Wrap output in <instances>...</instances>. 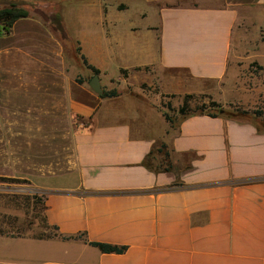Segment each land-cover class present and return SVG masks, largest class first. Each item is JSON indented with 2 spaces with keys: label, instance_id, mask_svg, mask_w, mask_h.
Segmentation results:
<instances>
[{
  "label": "crops",
  "instance_id": "0c3cea01",
  "mask_svg": "<svg viewBox=\"0 0 264 264\" xmlns=\"http://www.w3.org/2000/svg\"><path fill=\"white\" fill-rule=\"evenodd\" d=\"M11 3L30 15L10 32L0 24V177L29 179L44 194V221L30 233L0 231V264H264V133L194 115L167 143L164 112L141 93L145 83L199 93L222 79L246 10L264 30V0L0 7ZM56 3L60 24L48 10ZM70 43L99 70L101 94ZM163 144L176 171L144 164Z\"/></svg>",
  "mask_w": 264,
  "mask_h": 264
},
{
  "label": "rangeland",
  "instance_id": "374dc122",
  "mask_svg": "<svg viewBox=\"0 0 264 264\" xmlns=\"http://www.w3.org/2000/svg\"><path fill=\"white\" fill-rule=\"evenodd\" d=\"M238 31L235 33L227 74L222 79L208 82L205 91L161 94L158 87L145 83L141 86V93L156 100L159 109L175 120L179 119L178 109L183 103L189 109H194L211 101H217L226 109H248L264 117V30L259 28L253 10H246ZM69 45L71 49L68 48V55L71 58L76 55L82 65L79 47L76 43ZM167 126H171L168 121ZM169 130L171 133H167V143L176 126L169 127ZM40 193L26 178L0 182V221L5 225L0 231L12 235L38 231L35 227H40L44 221V194Z\"/></svg>",
  "mask_w": 264,
  "mask_h": 264
},
{
  "label": "trees",
  "instance_id": "16d2710c",
  "mask_svg": "<svg viewBox=\"0 0 264 264\" xmlns=\"http://www.w3.org/2000/svg\"><path fill=\"white\" fill-rule=\"evenodd\" d=\"M34 7H40L43 12L47 9L44 7V3H33ZM48 10L55 11V15H52V23L60 24V10L61 7L56 3L48 8ZM30 11L18 4L11 3L7 6L0 7V24L4 27L7 32H10L14 22L20 18L28 17ZM59 27V26H58ZM60 29V27H59ZM80 53V49L78 48ZM82 63L93 71V74L99 73V70L92 65H89L87 60L80 56ZM79 81H83L79 79ZM118 91H113L110 93L104 92L102 96H115L118 95ZM144 99V98H143ZM146 100V99H145ZM179 119L175 120L169 113L164 112L166 120L169 122L171 127L174 125L177 127L180 121L194 115H209L213 117H223L225 119L241 122V123H251L255 125L258 130L264 133V117L261 115L250 111L248 109L235 108L226 109L221 106L217 101H211L209 104L197 106L194 109H189V106L183 103L178 109ZM168 146L163 144L162 146L152 150L145 158L144 164L152 171H173L175 170L174 164L170 157V152L166 150ZM189 166L186 167L188 169ZM176 171V170H175ZM14 178L0 177V182L11 181ZM93 246L98 247L102 252L106 253H123L126 251L127 246L125 245H114L102 242H90Z\"/></svg>",
  "mask_w": 264,
  "mask_h": 264
},
{
  "label": "water",
  "instance_id": "95a60500",
  "mask_svg": "<svg viewBox=\"0 0 264 264\" xmlns=\"http://www.w3.org/2000/svg\"><path fill=\"white\" fill-rule=\"evenodd\" d=\"M89 84H90L91 88H92L95 92H97V93H99V94H101V93L103 92V89H102V86H101L100 77H99L98 74H94V75L92 76V78H91L90 81H89Z\"/></svg>",
  "mask_w": 264,
  "mask_h": 264
}]
</instances>
